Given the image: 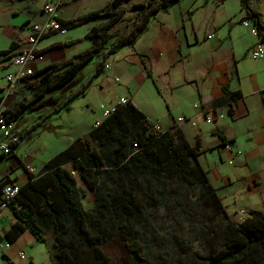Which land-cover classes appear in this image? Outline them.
<instances>
[{
	"label": "trees",
	"instance_id": "obj_1",
	"mask_svg": "<svg viewBox=\"0 0 264 264\" xmlns=\"http://www.w3.org/2000/svg\"><path fill=\"white\" fill-rule=\"evenodd\" d=\"M131 1L113 0L81 20L111 19L90 31V52L77 56L64 70L43 76L42 84L47 86L43 92L69 86L96 55L108 50L112 31L124 18L122 8ZM181 1L151 0L134 6L144 9V15L110 55L123 47H134L155 15ZM240 3L246 19L264 34L261 0ZM63 24L68 29L71 25ZM102 71L100 68L99 73ZM224 91L230 104L242 97L240 91L231 92L227 87ZM12 116L16 119L17 113L12 112ZM156 126L128 101L98 128H92L88 140H77L37 175L29 174L28 183L9 206L16 222L5 241L11 244L28 231L46 244L51 234L55 264H112L103 251L113 239L106 225L111 221L124 237L127 264H264V214L251 212L245 223H235L198 161L201 144L192 146L180 130L162 133ZM215 135L224 145L232 143L221 132ZM67 164L71 170L65 168ZM71 171L92 191L93 212L82 207ZM158 207L168 208L177 224L155 235L148 215Z\"/></svg>",
	"mask_w": 264,
	"mask_h": 264
},
{
	"label": "crops",
	"instance_id": "obj_2",
	"mask_svg": "<svg viewBox=\"0 0 264 264\" xmlns=\"http://www.w3.org/2000/svg\"><path fill=\"white\" fill-rule=\"evenodd\" d=\"M0 1L4 6L2 11L7 14L8 18V22L0 23V31L2 35H6L10 40L8 48L0 50V73L7 71L6 75L15 71V68L11 65V57L25 44L31 26L33 24H43L47 20V15L44 12V7L47 4L59 3L57 16L63 23H71L68 32L81 27L87 28L84 40L88 43V47L82 49L79 45L83 40L77 37L55 39V41L50 40L58 36L46 37L37 43L38 58L30 64L31 69L35 72L34 76L15 83H8L4 79L6 83L0 87V99H2L5 107L17 113L15 119L16 128L22 136L16 155L3 156L0 154V187L7 184H16L22 187L29 181V174L25 167H33L39 172L53 158L44 161L41 168H39L38 163L42 161H39L37 156L42 153L45 145L34 146L33 144L30 147L34 148L29 149L25 146V142L27 140L31 141L33 137L38 138L43 132L55 135L63 132V126L59 125L55 120L61 117L62 113L71 111L72 102L81 97L86 98L91 86L106 71L114 69L115 74L118 73L117 67H114L110 60L126 47H123L118 53L113 55H110V48L96 55L83 70L85 71L92 66L91 77L86 84H82L81 89L67 93V88L71 86L70 84L61 89L43 92V87L46 85L42 84L41 79L45 74L54 70H58V72L64 70L77 56L92 50L93 43L89 37L90 31L94 27L103 25L105 18L87 23H81V20L89 13L100 10L104 6L99 4L97 7L95 5L97 0ZM112 1L109 0L108 2ZM184 1L182 0L168 10L160 11L150 21L148 30L135 46H127L133 49V54L129 55V63L137 65L146 74L147 78L152 80L155 78L156 71L162 70V73H171L173 75L174 70H179L181 73L179 81L177 82V78L174 77L169 85L171 94L172 91L175 93L177 89L180 91L190 89V93L194 94L201 103V105L195 104L199 108V110L194 108L197 114L201 108L217 109L216 113L212 115V124H207L203 117H199L196 119V127L183 125L180 128V132L190 145L194 146L196 142L201 144V154L198 157L201 165L202 157L209 151L217 150L220 155L223 153L227 154L231 159L238 157L241 160L240 166L248 168L250 172L249 179L246 182L247 197L243 201L244 207L241 209L249 213L259 212L264 214V59H260L261 62L256 64L257 66L252 73L244 76L241 67L245 62L253 59L251 51L256 39L247 37L244 40L234 36L237 22L233 20L236 15H233L228 10L229 0H205L200 3L194 0L191 2L190 7L179 13V18L176 16V22L174 23L172 21L174 10L176 7L182 9ZM140 2L134 4L133 9L136 5H143ZM209 8L212 9L210 15L204 14V11H209ZM261 9L262 23L264 25V0H261ZM135 10L145 11L144 9ZM216 11L222 12L225 19H227L226 25H228L225 27L228 28V31L226 33L223 32V25L217 23V18L214 16ZM239 12L242 16L240 19V24L242 25V22L248 19H246V13L242 10V7ZM198 18L200 20H197ZM244 29L247 30L246 28ZM146 34L150 35L148 45H146L145 49L136 50L137 44ZM211 35H214L213 39H209ZM46 42L49 43L46 44ZM185 46L187 47L186 49H184ZM205 47H208L206 50H209L206 56L204 55ZM193 48L198 49L200 54L194 55L191 52ZM103 53L104 55L101 56ZM194 58L197 60H194L195 67L192 69L191 64ZM94 60H97L95 64ZM123 60L126 64V56H124ZM107 62L110 63V69L105 67ZM100 68H103L101 73H99ZM41 71L45 72L38 74ZM121 71L123 75H126V66H122ZM149 73L151 77H149ZM52 74H56V71ZM139 78L142 79V73ZM175 78L176 81H174ZM117 79L119 80L118 77H116V81ZM73 83L75 86L76 82L74 81ZM226 87L231 92L240 91L242 93L241 99L230 104L229 97L224 91ZM100 90L101 95L105 96L102 86H100ZM128 93L129 95H125L121 99H128L139 108L134 95L130 93L129 89ZM22 105H26V107L22 108ZM115 106H119V104ZM192 113L193 111L190 110V112L183 113L181 117H186ZM147 118L149 117L147 116ZM175 121L173 115H170L168 119H164L158 125L163 129H167L173 126ZM153 123L155 124V122ZM213 124L215 127L209 129L208 125ZM91 131L92 129L77 139L64 134L65 139L60 143L62 149L54 157L77 140H88ZM216 132H221L232 143L229 145L222 144L220 138L215 135ZM209 134L213 138L212 147L205 144V138ZM21 152L27 153L25 159L20 158ZM230 164L232 163L230 162ZM65 168L71 170L72 167L67 164ZM205 170L212 184V177L216 182H220V187L214 184L213 186L225 203L224 199L226 196L222 192L228 187H233L230 177L219 173L217 170L212 175L211 171ZM76 179L77 185L80 181L83 182L78 175ZM257 192L260 195L263 194V197L258 202L253 199ZM235 214L234 212L233 215ZM231 218L233 219V216ZM15 222L16 219L10 209L0 211V240L2 242H6L5 235L12 229ZM21 253L25 254V260L20 258ZM0 264L55 263L52 259L49 242L42 244L30 232L24 231L18 239L10 244L8 249L4 250L3 254H0Z\"/></svg>",
	"mask_w": 264,
	"mask_h": 264
},
{
	"label": "rangeland",
	"instance_id": "obj_3",
	"mask_svg": "<svg viewBox=\"0 0 264 264\" xmlns=\"http://www.w3.org/2000/svg\"><path fill=\"white\" fill-rule=\"evenodd\" d=\"M108 1L109 0H97L95 2V5L98 7V5L100 4L106 7L108 4L111 3ZM150 1L151 0H133L132 3L128 5L125 4L123 6L122 9L125 12L124 18L122 22L118 23L117 26L113 29V39L110 41L108 48L112 50L114 47L120 44L121 40L128 37L131 31L135 28V26H137V24H139L140 20L142 19V16L144 15L143 10H135L133 9V5L137 4L138 2H140V4L146 5ZM193 1L194 0H185L181 7L182 9H178V7H176L172 17V21H174V23L176 22V16L177 18H179V13L183 12L184 9H186L187 7H190L191 2ZM204 1L205 0H197V3ZM3 7L4 6L0 1V23L8 22V18L6 16L7 14L3 13L2 11ZM240 9L241 6L239 0H229L228 10L233 15H236L233 20L237 22V29H235L234 36L239 39L242 38L244 40H246L247 37H252L253 39H255L250 34V32L245 30L240 24V19L242 18L239 12ZM211 11L212 9L209 8V11H204V14L210 15ZM214 16L217 18V23H221L223 25V32L226 33L228 31V28L225 26H227L228 24L226 25L227 19H225L223 13L220 11H216ZM110 20L111 19L109 18H105L103 20V24H106ZM197 20H200V18H198ZM86 33L87 28L81 27L69 31L65 35H55L58 37H53L50 41H55V39L77 37L83 40L82 43L79 45L83 49L88 47V43L84 40ZM9 41V38L6 35H2L0 31V50L7 49ZM149 41L150 35H144L142 40L137 44L136 50L145 49ZM47 43L49 42H46V44ZM186 48L187 47L185 46L184 49ZM206 48L208 47H205V56L209 52V50H206ZM191 52L194 55L200 54V52L198 53V49L196 48H193ZM132 54L133 49L126 47L118 55L113 56L110 60V63L114 67H117L118 73L115 74L114 69L106 71L100 76L99 80L95 81L94 84L91 86V89L86 98L81 97L76 101L72 102L71 111L68 113H62L61 117H58L57 120H55V122H58L59 125L63 126V132L58 133V135L43 132L40 134V136H38V138L33 137L31 141L27 140L25 142V146L29 149L34 148L30 147L33 144L34 146H38L40 144L45 145V148L43 147L42 149V153L37 156L39 161H42L41 163H38L39 168H41V165H43L44 161H47V159L54 157V155L58 153L60 149H62V145H60V143L63 141V139H65L64 134L70 135L73 139H77L79 137H82V135H85L86 132L92 129L96 122L103 121L104 118L102 107L105 106L106 108H111L112 106L119 104L120 99L122 97H124L125 95H129L128 89L130 90V93L134 95L135 101L138 104L139 108L153 122H155L156 125L160 124V122L162 123L164 119H168L170 115H173L175 120H177L179 117L182 116L183 113L190 112V110H192L193 113L188 114L186 117L195 118L197 116V111L194 109V105H201V103L199 102L197 97L194 96V94L190 93V89H185L183 91L177 89L175 93L174 91H172L171 94V88L169 85L171 81H173L174 77L177 78V82L179 81V76L181 74L179 70H174L173 75L171 73H162V70L156 71L155 78L154 80H152L150 78H147L146 74L143 73V71H141L137 65L129 63V55ZM103 55L104 53L101 54V56ZM124 56H126V64L123 60ZM194 60L197 59L194 58L192 60V69L195 67ZM96 62L97 60H94V64ZM259 62H261V60L255 61L253 59L251 61L245 62L241 67L244 76L248 75L249 73H252L255 70V67L257 66L256 64H259ZM110 63L107 62V65H109ZM122 66H126V75L122 74ZM91 70L92 66L83 71L82 74L79 75L75 80V86L74 83H72L71 86L67 88V93H72V91L74 92L76 89H81L82 84H86V82L91 77ZM6 73L7 71L0 73V87L6 83L4 80ZM141 73L142 79L139 78V75ZM116 77L119 78L118 81H116ZM176 78L174 79V81H176ZM100 86L104 88L105 96L101 95ZM214 127V124L208 125L209 129H212ZM205 144L207 146L212 147L213 138L210 136V134L205 138ZM91 145L92 147L94 146L93 143ZM25 156H27V153L21 152L20 157ZM201 162L205 169L211 171V175L214 171L217 170L219 173L230 177L231 181L233 182V187H228L223 190L222 193L224 196H226V198L224 199L225 203L223 202V204H226L225 206L228 207V209L227 207H225L226 211L230 218L233 216V219H231L235 223H245L250 217V213L246 212L244 209L241 208L244 207L243 201L247 197L246 182L248 181L250 176L249 169L244 166H240L241 160L238 157L231 159L228 157L227 154L223 153L222 155H220L217 150L207 152L205 156L202 157ZM230 162L232 164H230ZM212 181L214 185L220 187V182H216L215 180H213V177ZM77 186L78 198L82 207L88 212H93L95 204L92 191L84 182L80 181ZM262 197L263 194L260 195L259 192H257L256 195L253 196V199L258 202ZM234 212L236 213L235 215H233ZM242 212L244 213L242 214ZM174 218V215L166 207H158L154 210L152 209L150 214L148 215L149 223L153 227V230L156 233L155 235L163 234L164 232L173 229L177 224ZM106 225L108 227V232L113 234V239L104 246V253L111 260L112 264H127L128 259L124 252L123 235L118 234L114 223H112L111 221H109ZM51 240L52 235L50 234L48 240L49 244H51Z\"/></svg>",
	"mask_w": 264,
	"mask_h": 264
},
{
	"label": "built area",
	"instance_id": "obj_4",
	"mask_svg": "<svg viewBox=\"0 0 264 264\" xmlns=\"http://www.w3.org/2000/svg\"><path fill=\"white\" fill-rule=\"evenodd\" d=\"M221 1V0H219ZM59 3H50L44 7V12L47 15V20L43 24H33L30 28L29 36L26 42L20 50L11 57V65L15 68V71L7 74L5 79L8 83H15L22 81L34 76L35 72L31 69L30 64L37 60L38 53L36 50V45L39 41L46 37L55 35H65L68 32V27H66L63 22L57 16ZM242 25L246 28L250 34L256 39V43L251 51V56L255 60L264 59V41L263 35L261 34L256 25L251 21H243ZM214 35L209 36V39H213ZM110 69V66H106ZM118 81V79H117ZM128 99H121L119 106H112L111 108L102 107L103 111V121L110 117L116 112L120 106H124L128 103ZM198 109V106H194ZM217 111L216 108L200 109L199 113L195 118L180 117L175 122L174 125L163 129L160 125L156 126V130L159 132H175L179 130L183 125H190L192 127L197 126L196 119L203 117L207 124H212L213 114ZM102 122H96L93 128H98ZM21 133L16 128V120L12 116V111H10L5 105L0 103V154L3 156L16 155L18 146L21 142ZM229 148V147H228ZM232 151L231 148H229ZM26 157V156H25ZM25 157H20L25 159ZM28 174L37 175L38 172L33 167H25ZM73 177L77 176L75 171H71ZM21 187L16 184H7L0 189V211L9 209L10 204L14 198L19 194ZM244 212H242L243 214ZM10 247V243L2 242L0 243V254H3L5 249ZM20 258L22 260L26 259L25 254L21 253Z\"/></svg>",
	"mask_w": 264,
	"mask_h": 264
}]
</instances>
